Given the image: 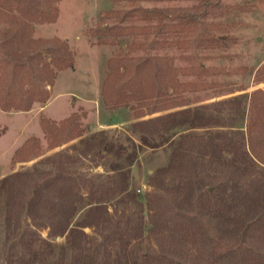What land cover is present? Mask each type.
<instances>
[{"label": "rangeland", "instance_id": "374dc122", "mask_svg": "<svg viewBox=\"0 0 264 264\" xmlns=\"http://www.w3.org/2000/svg\"><path fill=\"white\" fill-rule=\"evenodd\" d=\"M58 1L56 22L34 25L33 38L66 41L74 54V67L58 73L48 103L34 104L29 112L0 109V264H9L7 238L11 264H71L79 252H93L87 264H198L190 257V245L177 233L162 231L151 221L152 209L147 199L153 191L150 175L167 165L174 148L167 140L178 138L182 132L206 135L229 130L238 138L245 134L250 95L264 91V83L254 82L256 71L264 65V0H223V16L205 20V33L199 36L201 47L194 49L193 57L205 68H211L213 78L221 85L211 87L209 95L195 93L204 100L200 103L152 116L171 114L172 121L186 117L194 123L177 128L168 125L160 137L147 138L146 142L132 129L138 120L131 107L113 111L105 107L101 97L108 59L133 38L111 47L99 44L94 32L100 26L115 23L117 13L133 8V0ZM137 3L143 9L188 11L197 0ZM129 24L128 21L123 25ZM3 27L0 24V29ZM210 38L218 39L216 44H210ZM169 56L174 67L184 66L178 50ZM195 96L189 94V99ZM227 100L234 103L224 110L213 106ZM186 109L189 112L180 114ZM74 114L85 134L61 147H49L50 143L65 141L68 130L49 138L43 130L45 124L58 127ZM22 147L30 148L31 155L26 161H17L15 154ZM59 164L64 171L84 174L92 182L75 207L68 231L61 234L53 227L50 231L38 225L37 217L33 221V216L18 209L21 190L17 191L14 185L29 184L30 175L35 173H55ZM248 174L253 183L262 179L264 168L257 165ZM254 192L253 184L240 193L231 191L226 210L232 230L222 238L239 240L244 234ZM41 212L45 216L44 210ZM260 239L264 244V238Z\"/></svg>", "mask_w": 264, "mask_h": 264}, {"label": "trees", "instance_id": "16d2710c", "mask_svg": "<svg viewBox=\"0 0 264 264\" xmlns=\"http://www.w3.org/2000/svg\"><path fill=\"white\" fill-rule=\"evenodd\" d=\"M222 1L197 0L190 10L180 11L143 9L133 0L135 7L117 13L115 23L94 31L99 44L111 47L133 38L108 59L101 97L110 110L131 107L138 120L132 129L145 142L147 138L160 137L168 125L177 128L194 123L186 117L172 121L171 114L152 116L200 103L204 100L195 93L209 95L211 87L221 85L213 78L212 69L197 62L193 52L201 47L199 36L205 33V20L223 16L226 7ZM57 3L58 0H0V24L4 25L0 29L1 110L29 112L34 104L48 103L58 73L74 67V54L66 41L53 38L43 42L33 38L34 25L56 22ZM128 21L130 24L124 26ZM210 39V44L218 40ZM176 50L184 62L178 69L169 56ZM254 77L255 84L264 83V65ZM189 94L195 97L189 99ZM232 103L217 101L213 106L224 110ZM236 105L240 108L239 102ZM248 109L246 132L240 138L229 130L206 135L182 132L178 138L167 140L174 146L167 165L150 175L153 191L147 199L152 209L151 221L162 231L177 233L190 245V257L198 264H264V244L260 239L264 238V176L250 183L248 174L257 165L264 168L263 90L251 93ZM187 112L188 109L180 114ZM43 130L49 138L68 130L65 141L50 143L52 149L79 139L86 132L76 114L58 127L45 124ZM28 155L30 148L22 147L15 159L26 161ZM57 169L42 176L30 175L29 184L14 185L17 191L21 190L18 209L33 216V221L37 217L38 225L50 231L53 227L61 234L68 231L75 207L92 182L84 174L64 171L60 164ZM248 183L254 185L255 192L250 217L245 221L246 230L239 240L224 239L232 230L227 199L231 191L240 193ZM6 241V257L11 264V245L8 238ZM92 257L93 252H79L71 264H87Z\"/></svg>", "mask_w": 264, "mask_h": 264}]
</instances>
